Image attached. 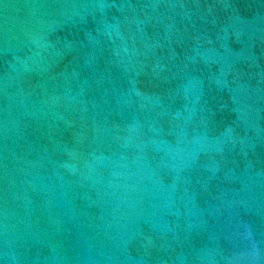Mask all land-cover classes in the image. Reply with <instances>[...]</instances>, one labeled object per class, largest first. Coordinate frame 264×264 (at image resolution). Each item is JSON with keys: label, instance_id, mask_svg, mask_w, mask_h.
Wrapping results in <instances>:
<instances>
[{"label": "water", "instance_id": "obj_1", "mask_svg": "<svg viewBox=\"0 0 264 264\" xmlns=\"http://www.w3.org/2000/svg\"><path fill=\"white\" fill-rule=\"evenodd\" d=\"M0 264H264V0H0Z\"/></svg>", "mask_w": 264, "mask_h": 264}]
</instances>
